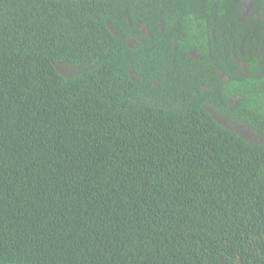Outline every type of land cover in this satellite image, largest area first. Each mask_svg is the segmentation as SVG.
Wrapping results in <instances>:
<instances>
[{
	"label": "trees",
	"instance_id": "16d2710c",
	"mask_svg": "<svg viewBox=\"0 0 264 264\" xmlns=\"http://www.w3.org/2000/svg\"><path fill=\"white\" fill-rule=\"evenodd\" d=\"M0 264H264V0H0Z\"/></svg>",
	"mask_w": 264,
	"mask_h": 264
}]
</instances>
